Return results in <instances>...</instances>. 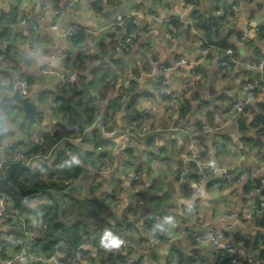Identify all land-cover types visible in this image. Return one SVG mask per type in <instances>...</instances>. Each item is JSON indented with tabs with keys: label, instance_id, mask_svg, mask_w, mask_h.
Instances as JSON below:
<instances>
[{
	"label": "crops",
	"instance_id": "obj_1",
	"mask_svg": "<svg viewBox=\"0 0 264 264\" xmlns=\"http://www.w3.org/2000/svg\"><path fill=\"white\" fill-rule=\"evenodd\" d=\"M223 1L236 6L235 11L228 10L227 18L220 21V26L215 28L213 35L214 38H219L227 29L235 28L226 41L227 47L234 50V62L231 71L227 74H222L217 67V61L221 59L222 51L221 48L215 46L210 45L208 55L198 65L193 66L190 63L198 56L199 37L197 33L205 35L195 25L196 20L191 12L195 7H198L197 10L202 16L207 11L213 12L211 0H195L192 7L187 6L183 0H0V32L2 29L7 30L6 39L0 42V46L5 42L10 55V61L0 66V78L4 80L0 92L8 90L16 79L25 77L30 86L31 101L41 106L38 111L40 118L48 123L53 120L58 123L62 121L58 111L52 108V103L60 95L63 86L59 83L60 74L58 72L44 74L41 68L44 65L56 71L62 70L57 61L45 57L55 50L61 49L66 40L55 35L46 27L30 31L27 25L20 22L23 11H29L31 17L34 18L43 8L44 24L48 25L52 21L51 9L66 6L68 10L62 18V23L78 25L91 31H98L102 26L109 24L115 13H128L133 9H137L141 13V34L124 53H117L110 48L109 43L115 41L117 37L112 26L92 37L83 34L81 37L70 39L69 42L75 53L95 48L101 54L93 61H86L85 75L90 89L89 95L93 97L95 104L97 85L101 80H106L109 73L139 76L141 71H147L149 65L157 62L171 65L182 57L189 60L188 64L180 65L176 71L159 72L150 77L146 76L140 81L131 80L128 90L134 96L132 107L129 106L128 99H125L126 102L123 101L124 99H115L117 94L111 90H109L111 93L105 97L108 100L103 112L106 124L110 119L109 114L113 110H121L124 114L121 115L120 120L126 121V123L132 117L139 115L140 112L149 111V114L144 118L146 120L153 117V124L149 125L152 130L151 139L160 143L162 148L157 158L156 167L168 166V169L161 168V174H154L153 168L148 165L146 159L148 147L140 140L135 141L132 147L127 148L124 147V138L119 135L109 138L101 137L99 140L95 138L97 143L72 142L73 151L68 148L66 143L68 141L64 140L59 143L61 150L59 155L65 154L69 161L73 159L74 152L82 153V156L86 155V159H78L81 161L78 166L82 170L75 178V185L78 187L80 195L87 196L90 192L89 188L96 186L89 198L97 200L101 205L113 206L119 214H123L127 209L126 203L129 196L124 198L123 208L116 210L114 201H103L100 199V194L104 190L130 188L126 174L115 176L114 173L120 170H114L112 174H108L101 181H96L87 174V171L90 167L106 163L116 165L117 160L120 161L125 156L134 158L139 164L141 180L134 185L135 203L139 201L147 213L139 220V227L132 229L128 236L129 241L135 245L141 239L148 238L144 233L158 222L154 220L151 227L148 228L141 221L156 212L162 214L161 220L165 215L170 214L164 212V205L169 203L175 191L176 202L180 205L181 214L176 216V227L171 230L181 234L173 239L165 233L156 232L155 236L159 241L151 247L150 264L152 262L171 264L174 253L189 259L193 264H215L218 260L213 248L207 242L196 243L184 232L185 224L190 221V216L183 214L185 211L183 205L187 201L182 197H187L188 194L181 189L177 173H182L186 181H191L189 178L194 171L191 163L186 168L178 159L183 151L173 142L177 135V132L172 129L173 127L183 126L197 129V134L191 137L184 136L183 142L185 145L191 143L195 148L203 151L204 156L211 149L214 141L218 139L220 148L214 155L224 157V162L229 165L225 168L226 170L242 172L257 166L259 172L254 176V180L259 184H264V133L258 131L262 124L254 126L251 123L259 113L257 105L264 101V94L254 95L250 103L252 116L249 119L234 118L224 129L219 131L206 132L202 130L206 122L209 126L215 127L223 119L221 114L223 102L240 92L241 84L244 81L260 78V73L253 67V64L259 59L261 50L264 49V0H216V3L221 7ZM96 3L101 8L99 13L94 9ZM148 6L152 10L150 15L147 14ZM112 8L115 11L102 21V13ZM181 20L186 21V24L181 23ZM188 22L192 24L189 29L186 26ZM256 23L261 24V29L249 39H245L242 32L253 27ZM101 44L105 46V53ZM177 72L184 73L179 77L181 81L185 82L184 89L178 90L175 84L169 83L176 77ZM162 80L167 81L169 89L179 101L177 110H175L177 117L174 122L165 115L170 113L165 111V103H163L168 100V97L157 88L156 83ZM146 100L149 102L144 103L140 108L141 103ZM153 103L163 104V111L159 113V121L155 119L156 109L153 107ZM182 109H187V112H183ZM243 121L246 123L245 126ZM242 126L245 129L242 130ZM34 135L35 126L24 116L20 103H15L12 98L10 101H5L4 106L0 103V140L11 139L21 146H28ZM99 144L105 146L103 152L97 151L96 146ZM244 146H248L250 152H244ZM114 149L116 150L115 154L113 153ZM57 156L49 161L44 180L53 178L48 175L50 170L52 172L59 170L53 168ZM65 162L67 163V160ZM173 162L177 165L175 169L172 168ZM60 170L63 171V167ZM260 201L264 202V197L257 193H250L249 187L242 183L223 185L216 189L203 188V192H199L198 205L195 209L199 217L198 229L201 232L209 229L223 230L243 253L263 262L260 254L264 251V206L259 205ZM41 202H50V199L44 197L25 203L24 210L15 208L14 202H12V207L23 212L30 219L32 228L35 229L31 237L26 239V246L32 252H40L39 242L43 239L44 234L39 226L37 216L30 209ZM89 206L97 209L96 205L90 204ZM229 213H234L235 217L226 218L225 214ZM164 227L166 230L170 229L169 225H164ZM7 230L21 233L19 223L13 219L7 220L4 224L0 223V237ZM32 239H37L38 246L31 244ZM16 250V246L7 247L3 251V256L12 255ZM138 251L139 249L132 246L129 249L120 247V249L114 250L105 247L102 250L95 248L92 255L82 264H128L126 263L127 255L131 256L130 264H144L140 261ZM21 262V259H16L14 264H21Z\"/></svg>",
	"mask_w": 264,
	"mask_h": 264
},
{
	"label": "built area",
	"instance_id": "obj_2",
	"mask_svg": "<svg viewBox=\"0 0 264 264\" xmlns=\"http://www.w3.org/2000/svg\"><path fill=\"white\" fill-rule=\"evenodd\" d=\"M16 1V0H12ZM119 1V0H118ZM183 2L192 7L195 3V0H183ZM211 5L214 9L213 12L219 13L220 7L217 5L216 0H211ZM99 7V6H98ZM231 11L236 10V6L231 4L229 8ZM68 10V7L63 8H53L51 9V17L52 21L48 24H44V12L43 8L40 12H38L35 17H31L29 11H23L21 13L20 22L28 26L30 31H37L43 28H48L52 33L65 39L66 42L61 49L55 50L54 52L47 55L45 58L49 60H55L60 64L62 70L56 71L52 68L42 65V73L44 74H53L58 72L59 75V83L61 86H67L68 84L75 82L78 80V75L73 72L71 77H67L65 71L68 68V58L75 53L72 45L70 44V39L75 38L79 35H87L88 37L94 36V34L102 33L108 27H114V30L117 33V37L115 40L114 51L117 53H124L128 51L129 46L138 39L141 34V13L137 9H133L128 13H115L111 18V21L106 26H102L98 31H91L81 28L78 25L62 23V18L64 14ZM181 23L186 24V21H182ZM192 27V24H191ZM261 24L256 23L253 27L247 28L242 32V35L245 39H249L254 33H257L261 29ZM60 31H62L60 33ZM199 37V43L197 46V58L191 60L190 63L193 66L198 65L209 53L210 45L206 42V37L203 33H197ZM222 57L217 61V67L222 74H227L231 71L232 63L234 62L233 54L234 50L231 47H222ZM101 55L98 50L95 48H89L86 50H80L77 53L81 56L96 54ZM180 60H185L186 62L183 64H188L189 60L185 57L180 58ZM10 61V55L7 51L6 43L0 46V66L8 63ZM175 63L171 65H167L163 62H157L151 64L147 67V71L152 70L153 75L168 71L173 66L175 70L181 63ZM264 64V49L261 50L260 57L253 64V67L256 68L260 73V78L256 80H246L241 84V90L237 94H234L227 100H225L221 107V114L223 119L219 121V123L215 127L209 126L208 122L205 123L203 131L211 132L210 129L221 130L226 127L227 121H231L234 118H242L249 119L252 116V112L250 110V103L255 94L260 93L264 94V78L263 71L264 69L260 68V65ZM131 81V80H130ZM129 81V84H130ZM4 80L0 78V89ZM157 88L167 95V101H175V103H165V111H175L177 110L178 98L174 93L170 91H164L163 89L168 88V84L166 80L158 81ZM88 92L90 93L89 85L87 84ZM129 87V86H128ZM128 87L116 93L121 96L123 99H127L126 91ZM18 90L19 94L22 97L30 96V86L28 80L25 77H20L16 79V81L11 85L8 90H1L0 92V103L4 106V102L7 100H11L12 94ZM251 98V101H250ZM15 101V100H14ZM250 101V102H249ZM17 103V101H15ZM19 103V102H18ZM58 102L55 101L52 103V108L57 110L59 115L61 116L60 111L57 109ZM149 114L148 110H144L140 112L139 115L134 117L132 120L127 122L125 125L121 126L120 132L117 136H121L124 138V147H132L134 142L140 140L143 142L145 146L148 147V152L146 155V159L148 165L152 167V162L155 161L157 163V158L161 153V144L155 142L151 139V127L149 126L147 131H144L142 135H138L137 131L143 129L145 118ZM96 115V113H95ZM94 115V117H95ZM36 120L33 123L35 126V135L28 146H21L15 140H0V174L5 173V167L10 163H16L22 168L28 170L32 174L39 173L40 170L45 169L49 163L55 156L59 155L61 152L60 144L64 140H68L71 142H75V139L79 137H64L61 140L55 142L54 144H48L44 136L47 133H52L55 131L58 121L53 120L50 123L40 118L39 112L36 113ZM99 120V124L102 126L105 123L104 113H100L97 117ZM94 120V118H93ZM93 122V121H92ZM91 122V123H92ZM106 124V123H105ZM130 129L131 131H125V129ZM97 129L100 132L99 127ZM174 131L177 132L173 142L176 146L182 149L183 153L188 154L189 156L195 153L196 160L199 161L204 157L203 151L195 148L193 145L189 148V145H185L183 142V137H191L197 134L198 130L194 127H173ZM105 131H111V128L108 127ZM259 133H264V124H262L259 129ZM102 135V134H101ZM116 136V135H115ZM112 137L108 136L107 138ZM83 141V140H82ZM81 141V142H82ZM220 148L219 140L216 139L211 146V151L216 153ZM98 152H103L105 146L103 144H99L96 146ZM244 152H250V148L248 146L243 147ZM112 165L111 163H106L104 165L90 167L87 171V174L96 181H101L105 176L104 173L107 168ZM193 171L196 175L195 180H193L189 186L188 191L186 190V179L183 177L182 173H177V176L180 181L181 189L186 191L188 196L192 193H195V199L192 201H187L183 205V209L186 211L189 203L193 205L194 215L190 216V221L185 224L184 232L188 234L196 243L207 242L212 248L213 251L218 258L228 257L232 263H238L240 261H244L250 264H264L260 260L249 256L241 251V249L235 245V243L227 237L223 230H214L209 229L207 231L201 232L198 229L199 217L195 212V209L198 205V195L199 191L192 188L191 185L193 183L200 185L202 184L203 188L209 187L210 189H216L223 185H229L233 183H242L246 187H249L250 193H257L264 197V193L262 192V187L259 183L254 180V176L259 172V168L257 166L251 167L249 170L232 172L226 170L225 168H221L219 175L216 177H210L209 169H204L203 171L199 170L196 167L195 163H191ZM114 170H120L122 167L124 168V173L128 177L130 188L124 189H110L104 190L100 194V199L103 201L112 200L114 201V207L116 210L119 208H123L124 198L129 196L127 205L135 203V187L136 183H139L141 180V171L139 169V164L134 160V158L130 156L123 157L119 163L114 165ZM91 169V170H90ZM129 171L134 172L135 174L130 173ZM75 177L70 176L61 181V185L66 189L70 188L75 184ZM123 192L124 195L121 197L120 193ZM13 199L11 195L7 191H0V223L4 224L7 220L13 219L19 223L21 228V233L18 234L15 231L7 230L3 236L0 237V264H14L16 259H21V264H82V262L89 258L92 255L93 249L102 250L104 247L101 246V239L97 242L98 230L87 229L81 232L80 238L77 244L71 249L70 252L63 250L64 240H59L54 246V250L52 253L45 254L42 251L40 252H32L29 247L26 246V239L31 237L34 232V228H32L31 221L27 218L23 212H19L12 207ZM259 205L261 207L264 206V202L260 201ZM35 212H40L43 209V203L35 204L31 208ZM226 218H234V213L225 214ZM42 231L44 232L47 229V225L44 222H38ZM131 230H127V237L123 238L125 243L121 245V247L125 249H129V247H133L139 249L138 256L140 261L144 264H150V253L151 247L159 241V239L154 237L143 238L137 245L131 243L129 241V234ZM107 242V241H106ZM32 245L38 246L37 239H32ZM10 246H16L17 250L12 255H7L4 257V249ZM54 258V259H53ZM131 256H126V263L130 264ZM151 264H160L157 262H152ZM171 264H193L189 259H185L180 256L178 253H174L172 257Z\"/></svg>",
	"mask_w": 264,
	"mask_h": 264
},
{
	"label": "trees",
	"instance_id": "obj_3",
	"mask_svg": "<svg viewBox=\"0 0 264 264\" xmlns=\"http://www.w3.org/2000/svg\"><path fill=\"white\" fill-rule=\"evenodd\" d=\"M94 9L98 13L101 12V8L98 7L97 3L94 5ZM191 14L196 20L195 25L205 33L206 29L202 23L204 16H202V14L195 9L192 10ZM6 33L7 30L2 29L0 32V42L6 39ZM79 36L81 37V35ZM109 44L110 48L114 50L115 41ZM101 45L105 53V46L104 44ZM227 45L228 44L225 43L223 47H227ZM97 56V54L81 56L78 53L73 55V68L79 78L77 81L72 82L67 86H63V88L60 90V95L55 99V101L59 102L57 109L61 113L62 121L57 124L54 132L45 134L44 139L48 144H54L64 137H76L82 134L84 131L85 122L87 121L88 123H91L93 121L97 106L94 103L93 97H90L89 95L85 71L87 69L86 61H93L97 58ZM70 57L68 58V62L70 61ZM109 93L111 92L106 86V88L102 91L101 96L105 98ZM126 96L128 103H130L129 106L131 105L130 107H132V104L134 103V96L130 94L129 90L126 91ZM115 99L123 100V98H121V96L118 94L116 95ZM123 101L126 102L125 99ZM257 107L259 109V113L253 118L251 122L254 126L264 124V101L259 102ZM184 111L186 113L187 109L183 110V112ZM133 118L134 117H132V119ZM243 122L245 126L246 123L245 121ZM244 126H242V130L245 129ZM89 135L91 139L85 137L83 141L97 143V139L95 140V138H98L99 140L101 137H103L97 128L92 129ZM66 143L68 148L73 151V143L70 141ZM73 154V157H75L76 160L81 158L86 159V155L82 156V153L74 152ZM65 160H67V163ZM68 161L69 160L65 154L61 153L58 155L55 163L53 164L54 169H59L56 170L55 173H61L65 178L70 176L75 178L78 177L82 168L79 167L78 164L73 161V159L69 162ZM8 166L10 167L9 182L19 190L22 196L38 193L44 189L53 190L58 196L61 197L64 203L62 209V218L70 222L75 219L76 214L79 216V219L73 225H68L58 220V203L55 200L49 198L50 202L43 203V209L40 212H35V215L37 216L38 222H44L47 225V229L43 232V239H41L39 242L40 251L45 254L52 253L54 246L59 240H64L62 249L70 252L71 249L77 244L81 232L87 229L98 230L99 233L97 236V242L99 239L104 237L105 230H110L113 232V234L120 235L122 238H125L128 235L127 230L137 229L139 227V220L142 219V217H144V215L147 213V211L141 207L142 204L139 203V201L134 204H129L123 214L117 213L113 206L102 207L97 200L89 198L90 193H93V190L96 186H91L89 188L90 192L88 195L82 197L78 192V187L75 184L68 189L59 184L52 176L54 175V172L51 170L48 172V175L53 178L44 180L46 168L40 170L37 174H32L16 163H10ZM62 167L63 171L60 170ZM0 176L2 177L3 173H1ZM195 177L196 175L193 173L190 175L189 179L193 181L195 180ZM191 181H187L186 183L187 191ZM260 185L262 187V192L264 193V184L260 183ZM0 191H7L11 195L15 208L22 210L26 208L25 203L21 202L16 197V195L6 187L0 186ZM90 204L96 205L97 209L90 207ZM30 210L34 213L32 209ZM151 217L152 216H148L147 219L143 220L144 226L147 225L148 228L151 227V224L154 222ZM260 257L264 260V251L261 252ZM215 264L250 263L244 261L232 263L228 257H223L218 258Z\"/></svg>",
	"mask_w": 264,
	"mask_h": 264
},
{
	"label": "clouds",
	"instance_id": "obj_4",
	"mask_svg": "<svg viewBox=\"0 0 264 264\" xmlns=\"http://www.w3.org/2000/svg\"><path fill=\"white\" fill-rule=\"evenodd\" d=\"M185 62H186L185 60L178 61V63H181V64H183ZM260 68L264 69V64H261ZM168 71H176V70H175V67L173 66ZM183 74H184L183 72H177L176 77L173 78L171 81H169V83L175 84L178 90L185 88V82H183L179 79V77L182 76ZM152 75H153L152 70L141 71L139 76H129V74L128 75H120L117 73H109L108 78L106 80H101V82L97 85V89L95 92V95L97 96V101H96L97 107L95 109L96 115L94 117V120L92 123H88L87 121L85 122L84 131L82 134L79 135L78 138L75 139V142L80 143L82 140H84L85 137H88L89 139H91V137L89 136V133H91L93 128H97V127H99L100 133L102 134V136L104 138H107L108 136L117 135L120 132L121 126L126 124V121L120 120L121 115H123L124 113H122V111L119 109L113 110L109 114L110 119L108 120L107 124L104 123L101 126L99 124V120L97 119V117L99 116L100 113L105 111V105L108 103V100L101 96V92L107 86L108 90H111L114 94H116V93H119L120 91H122L123 89H125L126 87H128L130 80L140 81V80H143L144 77H146V76L150 77ZM163 90L164 91H170V89H168V88H165ZM250 101H251V98H250ZM148 102L149 101H147V100L144 101L143 103H141V105L139 107L142 108L144 103H148ZM163 103H175V101L174 100L173 101H164ZM153 107L156 109L155 119H156V121H159V113L161 111H163V104L157 105V104L153 103ZM165 115L168 118H170L171 121H173V122L176 120V117H177V113L175 111H172V112L167 113ZM117 121H119V123H117ZM230 122H231L230 120L227 121V123H230ZM150 124H153V117L145 120L143 129L138 130L137 134L142 135L144 131L148 130ZM108 127L111 128L110 132L105 131V129H107ZM210 130L214 131V129H210ZM125 131H131V130L126 128ZM191 147H192V144L189 143V148H191ZM115 152H116V150L114 149L113 153L115 154ZM178 159L183 163V165L186 168H187V165H189L190 163H195L196 167L201 171H203L204 169H209L210 170L209 175H210V177H213V178L219 175V172L221 171L222 167L223 168L229 167V165L224 162V157L222 155L221 156H215L211 150L207 151L206 156L201 158V160H199V161L196 160L195 153H193V155H191V156H189L186 153H182V154H180ZM73 161L77 164L81 163V161L76 160L75 157H73ZM119 162L120 161L117 160V163H119ZM114 167H115L114 165H110L104 174L105 175L112 174L114 172ZM176 167H177L176 163L173 162L172 168L175 169ZM152 168H153L154 174H161V168L168 169V166L167 165H161V168H157L156 162L153 161L152 162ZM72 171H75V170H72ZM129 172L132 174H135L132 171H129ZM164 173L166 174L167 171ZM114 174H115V176L123 175L124 174V168L122 167L119 172H115ZM191 187L196 189L199 192H203L202 184L197 185V184L193 183L191 185ZM120 195L122 197L124 195V193L121 192ZM205 195H207V193H205ZM182 199L185 201H192L195 199V193H192L191 195H189L187 197H182ZM164 212H167L170 214L165 215L162 220H161L162 214L160 212L153 213V215L151 217L152 220H155L158 222L151 229H149L148 232L144 233V235H147L148 237H154L156 232H161V233H165L168 237L173 238V239L179 237V235L181 234L180 232H175V231L171 230V229H175V227H176V224H177L176 216L181 214L180 205L176 202L175 191L173 192L169 203L164 205ZM172 214H175V215H172ZM183 214L185 216L195 214L193 205L191 203H189L187 210L184 211ZM141 223H143V221H141ZM164 225H169L170 229L166 230ZM124 243H125V241L122 238V236L113 234V232L110 230H105L104 237L101 238V246L105 247L109 250L120 249L121 245H123Z\"/></svg>",
	"mask_w": 264,
	"mask_h": 264
},
{
	"label": "water",
	"instance_id": "obj_5",
	"mask_svg": "<svg viewBox=\"0 0 264 264\" xmlns=\"http://www.w3.org/2000/svg\"><path fill=\"white\" fill-rule=\"evenodd\" d=\"M230 7H231V3H226L225 1H223L221 4V7L219 9L220 10L219 13L209 12V11L204 13L202 23L204 25V28L206 29L205 37H206V42L209 45L215 46L218 48H222L224 46V44L226 43L229 35L235 31V28L231 27V28L227 29V31L221 37H219V38L213 37L215 28L220 26V21L225 20L227 18L228 10ZM197 9H198V7H195V10H197ZM114 11H115V9L112 8V9H109L108 11L103 12L101 20L103 21V20L107 19ZM147 14H149V15L152 14V10L149 6H148ZM186 26L188 29L191 28V23L188 22ZM61 32L62 31H60V33ZM73 72H74V68H73V55H72L70 57L68 68L65 71V74L69 78V77H71ZM12 99L19 102L22 105V108L24 111V116L29 120L30 123L33 124L36 120V118H35L36 113L41 109V106L39 104L33 103L31 101L30 96L22 97L19 94L18 90H16L13 93ZM9 170H10V167L6 166L4 175L2 177H0V186L6 187L10 191H12L21 202L29 203L33 200L41 199L44 197H49L50 199H53L58 203V220L60 222H64L68 225H73L79 219L78 214H76L75 219L70 221V222L62 218V209L64 206L63 200L61 199L60 196H58L52 190L44 189L38 193H33V194L28 195V196H22L21 193L19 192V190L9 182ZM263 263H264V261H263Z\"/></svg>",
	"mask_w": 264,
	"mask_h": 264
},
{
	"label": "rangeland",
	"instance_id": "obj_6",
	"mask_svg": "<svg viewBox=\"0 0 264 264\" xmlns=\"http://www.w3.org/2000/svg\"><path fill=\"white\" fill-rule=\"evenodd\" d=\"M52 176L54 177V179L58 180L57 182L59 184H61V181L65 178L61 173H57V172L56 173L54 172V175H52ZM100 206L104 207V205H100Z\"/></svg>",
	"mask_w": 264,
	"mask_h": 264
}]
</instances>
